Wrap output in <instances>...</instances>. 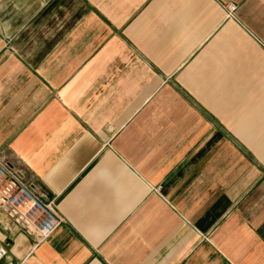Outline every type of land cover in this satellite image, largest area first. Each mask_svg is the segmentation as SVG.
Listing matches in <instances>:
<instances>
[{"label": "crops", "instance_id": "1", "mask_svg": "<svg viewBox=\"0 0 264 264\" xmlns=\"http://www.w3.org/2000/svg\"><path fill=\"white\" fill-rule=\"evenodd\" d=\"M0 152L1 264H264V0H0Z\"/></svg>", "mask_w": 264, "mask_h": 264}, {"label": "built area", "instance_id": "2", "mask_svg": "<svg viewBox=\"0 0 264 264\" xmlns=\"http://www.w3.org/2000/svg\"><path fill=\"white\" fill-rule=\"evenodd\" d=\"M236 6L225 5L227 17H232ZM12 222L33 238V248L47 241L61 225L62 219L55 210L54 201L44 199L35 192L26 180L25 173L17 160H9L0 152V216ZM7 249L0 244V264ZM15 264H25L21 260Z\"/></svg>", "mask_w": 264, "mask_h": 264}]
</instances>
